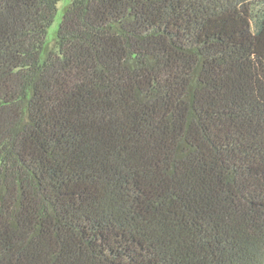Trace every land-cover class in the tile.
Instances as JSON below:
<instances>
[{"label":"trees","instance_id":"obj_1","mask_svg":"<svg viewBox=\"0 0 264 264\" xmlns=\"http://www.w3.org/2000/svg\"><path fill=\"white\" fill-rule=\"evenodd\" d=\"M0 0V264H264V0Z\"/></svg>","mask_w":264,"mask_h":264},{"label":"rangeland","instance_id":"obj_2","mask_svg":"<svg viewBox=\"0 0 264 264\" xmlns=\"http://www.w3.org/2000/svg\"><path fill=\"white\" fill-rule=\"evenodd\" d=\"M73 0H62L58 3V12L55 18L54 23L52 24V26L49 28L48 30V39L51 41L53 39H55L56 37V32H57V28L58 25L61 21L62 15H63V11L64 9L72 2Z\"/></svg>","mask_w":264,"mask_h":264}]
</instances>
